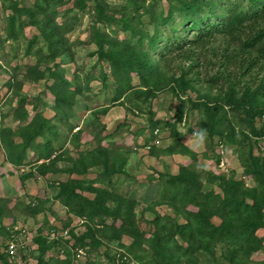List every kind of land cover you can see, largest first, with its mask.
<instances>
[{
	"label": "trees",
	"instance_id": "obj_1",
	"mask_svg": "<svg viewBox=\"0 0 264 264\" xmlns=\"http://www.w3.org/2000/svg\"><path fill=\"white\" fill-rule=\"evenodd\" d=\"M38 1L41 4H30L29 7L18 0L10 2L11 13L6 18L4 33L5 39L17 41L19 37L17 34L24 30V26L32 25L37 28L40 41L46 48V53L40 57L46 60L40 59L39 66L48 68L46 71H40L37 64V66H25V69L29 70L28 75L36 76V81L42 80L44 76L52 81V85L47 90L53 95L56 116L52 119L56 120L62 112L73 111L70 102L82 94L83 88H88L87 82L89 78H92V74H88L84 81L79 74H75L74 79L69 81L65 77V69L63 67L60 69L54 64L56 57L71 51L73 44L68 42L67 34L73 31L75 18L70 16L71 18L68 17L67 21L57 24L55 22V18L58 17L56 7L64 1L59 0L56 4L55 0ZM91 1L93 3L92 13H90L91 29L94 30L91 37L97 47V60L101 64L98 77L103 83V88H107V82L110 80L113 82L111 93L115 95L113 99H108L110 102L116 104H122L124 100L130 102V98L140 94L145 98H151L163 91L165 86L171 87V82H168L167 77L159 71L158 65L159 62H166V54L188 53L186 49L188 46L203 48L214 37L222 36L228 43L236 46L238 51L224 50V62L219 67H224L225 70H217V73L208 77L205 83L213 88L227 82L230 87L224 94L223 100L232 107L233 111L237 112L241 109L246 115L254 113L258 114L260 119H264L262 117L264 104L260 102V99L264 98V83H260L259 86L253 83L256 87L253 89L247 84L240 85L241 80L254 70L264 71V0H111L116 4H110L107 0ZM76 2L78 9L83 11L87 1L76 0ZM218 6L221 7L220 12H217ZM207 13L211 15L207 16ZM22 17H25V22L21 20ZM176 18L181 19L180 25L183 30L188 33L193 31L196 34L188 43L181 44L184 38L176 35L171 37V40L166 37L167 40L161 44L160 35L163 30L169 27L172 32H175ZM210 19L216 21L210 22ZM97 24L105 28L112 26L113 28L108 33L100 32L95 29ZM145 24L153 27L152 36L140 30L141 28L145 30ZM120 33H128L130 36L118 39ZM5 39L0 38V44ZM36 43H38L36 38H32L26 52L33 49ZM41 49L40 47L36 49L38 54L42 53ZM150 52L159 57L157 62ZM50 62H53L52 66L48 65ZM105 63L110 67L109 74L104 70ZM197 67H200V64L191 66L190 71L179 76L175 83L191 89L193 85L186 81L185 77ZM17 69L20 68L18 66L12 68L13 75L5 83L8 89L16 86L15 92L20 85L19 82L14 81L19 76ZM33 71L35 73H31ZM133 77H138L142 90L139 86L135 87L132 84ZM82 81L86 82L83 87L80 86ZM234 87L242 91L240 97H235ZM14 95L16 96L15 93ZM25 103V99L19 100L18 105L11 110V114L14 115L11 122H17L14 127L4 123L6 115L0 110V149L5 154V161L14 169L20 170L24 166L34 164L32 169L21 176L22 181L32 179L35 173L39 176H46L48 173L66 175L65 180L58 182L57 185L54 184L55 192L52 197L30 202L32 206L27 205V211L28 215L36 217L44 204L57 202L65 208L67 214L86 220L88 223L86 233L81 236H76L72 231L70 233L76 242L75 246L85 248L91 245L92 248H99L100 245L95 236L100 232L93 230L101 225L102 228L98 229L115 230L114 239L120 240L123 235L133 239L132 244L124 248L129 254L137 255L139 264H196L203 253L214 256L216 246L224 242L227 246L239 243L240 249L246 245L251 253L254 251L251 244L255 239L256 231L263 227L264 222V157L262 159L252 157L250 153L252 146L249 142L253 137L264 142V128H261L262 132H258L250 123L249 132L245 135L242 131L236 132L234 128L225 124L227 120L223 114L221 117L209 115L207 127L210 133L219 135L227 144L240 145L242 150L248 149L247 159L242 162V165L246 175L255 181L257 187L249 190L244 188L243 182L225 180L224 176H215L212 173H208L206 178L208 183L204 186L199 175L189 171L188 167L181 168L175 176L160 175L158 185L152 187L151 195H148L152 200L148 206L149 211H153L157 205H164L181 215L185 223L180 225L176 221L177 218L172 219L170 216H161L157 213L149 221L153 230L145 232L138 227L134 219L136 200L129 195L126 197L124 194H128L129 190H124L115 180L116 176L123 174L122 170L117 171V167H114L118 162H120L119 167H123L124 159H121L120 154L109 156V152L99 144L97 146L95 144L90 151L79 153L78 159L72 160L66 156L65 151L62 155L51 158L53 152L61 148L59 146L56 149L53 145L55 126L52 120H47L41 112L31 116L24 108ZM102 111H108V108H103ZM158 124L159 122L150 121L151 133L158 130ZM165 125L170 126L168 123ZM225 125L227 126L223 127ZM221 127L223 131L220 130ZM97 133L98 136L100 131ZM171 137L178 138L179 134L174 132ZM241 137L242 140H240ZM253 144L257 143L253 142ZM30 150L36 154L34 162L28 161ZM184 151L188 150L174 143L160 153L170 156ZM158 153V147L154 145L149 156H157ZM63 158L65 164L63 168H60L58 163ZM40 160L43 162L38 163ZM98 164H101L100 166L104 169L101 174L91 171L92 167ZM107 167H112L113 170L109 171ZM90 174H96V177L88 179L87 176ZM218 182L221 186L220 194L208 190L210 183ZM112 202L117 203L115 210L108 207V203ZM108 217L113 220L112 225H107ZM213 218H218L219 223L214 224ZM117 220H120V224L115 227L114 223ZM95 221H99V224L96 225ZM53 230H55L54 227L50 226L45 219L43 226L33 237V244L37 246L38 264L46 263L47 253L55 252V250L59 252V242L56 239L50 240L48 237V232ZM44 231H47L45 235ZM1 234L5 235L6 243L0 244V261L2 264H10L9 260L12 259L7 251V243L11 239L16 242L14 238L20 234V231L7 227L1 229ZM145 245L150 253L139 250ZM65 254V259H69L68 250H65ZM233 255L231 261L235 260V253ZM248 255V253L245 254L246 257ZM50 262L68 264L55 262L54 259ZM50 262L46 264H51Z\"/></svg>",
	"mask_w": 264,
	"mask_h": 264
},
{
	"label": "rangeland",
	"instance_id": "obj_2",
	"mask_svg": "<svg viewBox=\"0 0 264 264\" xmlns=\"http://www.w3.org/2000/svg\"><path fill=\"white\" fill-rule=\"evenodd\" d=\"M12 1L14 0H0L1 39L6 37L4 29L6 18L11 13L9 8ZM18 1L23 2L27 7L30 4H41L38 0ZM58 1L55 0L54 3L56 4ZM63 1V4L56 7L58 17L55 18V22L62 24L67 21L68 17L71 18L70 16L75 18L74 29L67 34L68 42L73 45L69 53L56 57L54 64L60 69L62 67L65 69V77L69 81L74 79L75 74H79L83 81L88 74H92V78H89L87 82L88 88H83L82 94L70 102L72 112H62L60 116L56 117L58 119H52L56 116L55 103L53 95L47 90L52 85V81L45 76L42 80L36 81V76L34 74L28 75L29 70L25 69V66H37L38 64L40 71H46L47 66H39L40 57L46 53V48L40 41L37 28L26 25L23 31L18 32L17 41L5 39L0 44V110L6 115L4 118L6 125L14 127L17 124V122H11L14 117L11 110L18 105L19 100L25 99L24 108L31 116L41 112L47 120H52L55 126L53 145L56 149L59 146L61 148L53 152L51 158L62 155L65 151L66 156L72 160L78 159L79 153L90 151L95 144L96 146L99 144L109 152V156L120 154L121 159H124L123 167H119L120 162L114 167H117V171L122 170L123 174L116 176L115 180L124 190H129L128 194H124L126 197L129 195L136 200L133 211L134 219L138 227L145 232L153 230L149 221L157 213L161 216H170L172 219L177 218L175 220L180 225L185 223L181 215L164 205H157L153 211H149L148 206L152 200L148 195H151V188L158 185V176L160 175L164 177L175 176L181 171V168L188 167L190 168L189 171L199 175L204 186L208 183L206 182L208 173H212L215 176H224L225 180L243 182L244 188L249 190L257 187L255 181L246 175L242 165V162L247 159L248 149L242 150L240 145L227 144L219 135L210 133L207 127L209 115L221 117L223 114L227 120L225 124L234 128L236 132L242 131L247 135L250 123L258 132H262L261 128H264V119H260L258 114L246 115L241 109L234 112L232 107L223 100L224 94L229 91L230 87L227 82L225 84L220 83V86L213 88L205 83V80L217 73V70H225L224 67H219L224 62V50L238 51L236 46L228 43L225 37L216 36L203 48L188 46L186 48L188 53L166 54V62H159L160 69H158L167 77L166 80L171 82V87L165 86L163 91L156 93L151 98H145L140 94L138 95L140 98L136 95L135 98H130V102L124 100L122 104H116L108 100L109 98L113 99L115 95L111 93L113 82L110 80L107 82V88H103V83L98 77L101 64L97 60V47L91 37L94 32L91 29L92 17L90 16L93 7L92 1L86 0L83 11L75 5L76 0ZM107 2L116 4L111 0H107ZM163 3L160 4L163 5ZM220 10L221 7L218 6L217 12ZM206 15L210 16L211 14L207 13ZM21 20L26 21L25 17H22ZM180 21V18H176L175 32H172L169 27L163 30L160 35L161 44L167 40L166 37L171 40L170 38L176 35H179V38H184V42H180L181 44L188 43L193 39L196 32L188 33L183 30ZM214 21L216 20L210 19V22ZM146 25H144L146 31L143 28L140 30L145 33L148 32L152 36L153 27ZM112 28L113 26L105 28L103 25H95V29L100 32L105 31V33H108ZM125 36L129 37L130 35L120 33L118 39H124ZM32 38H36L38 43L33 45V49L26 52ZM160 45H158L159 50ZM39 47L42 48L41 54L36 51ZM150 55L152 58L155 57L156 62L159 60L155 54L150 52ZM196 64H200V67L193 69L192 73H188L185 77V80L193 85L191 89L175 83L179 76L189 72V68ZM48 65L52 66L53 62L48 63ZM16 66L20 69H17L19 76L14 81L19 82L20 85L15 92L16 86L8 89L5 83L13 75L12 68ZM104 67L105 72L109 74L110 67L106 63ZM31 73H35V71ZM83 81L80 84L82 87L86 83ZM131 81L135 87L139 86V89L142 90L138 77L131 78ZM262 82L264 83V71L254 70L249 73V76L247 75L241 80L240 85L246 86L247 84L253 89ZM253 83L257 84L254 86ZM234 89L235 97H240L242 91H238L236 87ZM260 100L264 104V98ZM134 104L136 105L134 106ZM103 108H108V111L103 112ZM8 113L10 115L7 116ZM150 121L159 122V131L155 130L151 133ZM167 123L170 126L165 125ZM223 127L220 128L221 131L224 130ZM99 131L100 134L97 136ZM173 131L175 134H179L178 138L171 137L174 134ZM153 141L155 142L152 143ZM253 142L257 144L255 145ZM174 143H178L188 151L170 156L160 153ZM249 143L252 146L250 148L252 157L262 159L264 157V142L253 137ZM154 145L158 147L159 153L157 156L150 157L149 153ZM35 160L36 154L30 150L28 161L34 162ZM64 160L63 158L58 163V167L64 166ZM42 162L40 160L38 163ZM100 165L92 167L91 171L101 174L104 169ZM33 167L34 164H31L20 170L14 169L5 161V154L0 149V244L6 243L5 235L1 234L2 228L13 227L17 232L20 231V234L14 238L16 242L11 239L7 243L8 245L13 241L16 247L12 260H9L10 264H38L37 246L33 244V237L38 229L43 226L45 219L55 229L48 232L49 239H56L60 244L59 252L55 250V252L46 254V263L54 259L55 262H67L68 264H139L136 259L137 255L129 254L124 248L129 247L133 239L127 235H123L120 240L114 239L115 230L98 229L102 228L101 225H98L99 221H95L99 227L93 231L100 232L96 233L95 236L100 247L92 248L90 245L80 248L75 246L76 242L70 235L71 231L76 236H81L88 231L86 226L88 223L86 220L67 214L65 208L57 202L44 204L36 217L28 215L27 205H30V202L52 197L55 192L54 184L57 185L58 182L66 179V175L62 173H48L46 176H39L35 173L32 179L22 181L21 176ZM107 169L113 170L112 167H107ZM96 174H90L87 178L94 179ZM148 180L151 181L148 182ZM207 188L217 194L221 192L219 182L210 183ZM116 206V202L108 203L111 210H115ZM213 222L218 224L219 219L213 218ZM112 224L113 220L108 217L107 225ZM118 224H120V220H117L114 226L117 227ZM46 233L47 231H44V235ZM254 238L251 244V248L254 250L252 253L246 245L240 249L239 243L227 246V243L224 242L216 246L214 256L203 253L199 256V262L196 264H264V222L263 227L256 231ZM65 250H68L70 254L69 259H65ZM139 250H146L147 253H150L146 245ZM232 252L235 253V260L233 261H231L234 257ZM246 253L249 254L248 257L245 256ZM0 264H2L1 261Z\"/></svg>",
	"mask_w": 264,
	"mask_h": 264
},
{
	"label": "built area",
	"instance_id": "obj_3",
	"mask_svg": "<svg viewBox=\"0 0 264 264\" xmlns=\"http://www.w3.org/2000/svg\"><path fill=\"white\" fill-rule=\"evenodd\" d=\"M15 250H16V247H15L14 242L12 241L7 246V251L11 258L13 257Z\"/></svg>",
	"mask_w": 264,
	"mask_h": 264
}]
</instances>
